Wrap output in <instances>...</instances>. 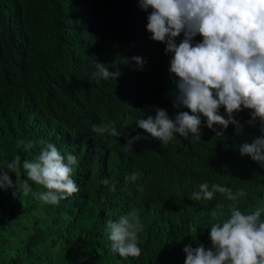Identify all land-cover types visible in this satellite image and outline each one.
<instances>
[{
    "label": "trees",
    "instance_id": "1",
    "mask_svg": "<svg viewBox=\"0 0 264 264\" xmlns=\"http://www.w3.org/2000/svg\"><path fill=\"white\" fill-rule=\"evenodd\" d=\"M147 15L137 0H0V161L34 159L41 139L52 142L77 156L80 189L55 206L36 198L45 189L31 181L27 196L0 189V264H183L189 242L210 247V211L227 214L233 203L219 193L191 200L205 181L243 189L241 210L264 209V167L239 152L261 135L247 109L236 114L239 135L229 125L217 137L202 124L199 142L177 136L162 146L149 136L123 149L127 137L148 136L136 120L154 115L152 106L177 111L168 95L171 54L149 38ZM134 55L146 61L142 69L133 62L120 65L117 79L90 78L96 60L115 71L114 63ZM102 121L124 135L93 132ZM21 140L35 147L18 148ZM133 208L143 224L142 254L125 259L112 251L106 225Z\"/></svg>",
    "mask_w": 264,
    "mask_h": 264
},
{
    "label": "clouds",
    "instance_id": "2",
    "mask_svg": "<svg viewBox=\"0 0 264 264\" xmlns=\"http://www.w3.org/2000/svg\"><path fill=\"white\" fill-rule=\"evenodd\" d=\"M137 3L148 13L149 38L165 44V53L171 54L168 72L173 83L168 95L177 111L170 116L166 109L152 106L154 115L136 120V125L148 136L127 137L123 149L131 150L135 142L149 136L162 146L177 136L199 142L202 124L217 137L224 136L229 125L239 135L243 125L236 114L247 109L250 114L247 123L259 121L261 135L251 143L239 145V152L264 167V0H137ZM181 34L183 39L177 42ZM196 36L201 39L194 41ZM133 62L139 69L146 63L139 55L122 57L112 66L116 70L109 71L103 62L96 60V70L90 78L97 82L117 79L121 75L120 65L129 66ZM221 109L226 115L221 114ZM92 131L108 137L124 135L114 122L102 121L93 125ZM39 143L40 152L34 159L22 160L16 155L0 161V189H13L14 197L18 193L27 196L32 191L31 181L45 189L37 192L36 198L47 205H59L80 191L73 178L78 158L72 153L65 156L52 142L41 139ZM17 147L28 150L35 144L21 140ZM11 174H15V181ZM138 178L137 172L128 177L133 181ZM100 183L110 184L108 179ZM110 190L115 192L114 182ZM138 190L143 191V187ZM216 193L233 203L227 214L210 211L207 225L210 247L189 242L182 249L183 264H264V209L241 210L239 199L246 195L243 189L233 192L231 187L210 185L207 181L198 185L190 199L212 201ZM176 194H180L178 187ZM142 229L135 208L118 220H109L106 231L112 251L125 259H138L142 254L139 246Z\"/></svg>",
    "mask_w": 264,
    "mask_h": 264
}]
</instances>
